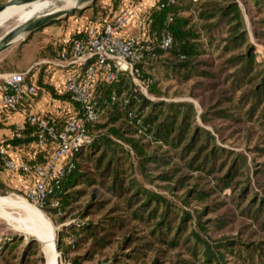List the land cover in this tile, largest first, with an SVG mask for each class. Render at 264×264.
Returning a JSON list of instances; mask_svg holds the SVG:
<instances>
[{"label":"trees","instance_id":"obj_1","mask_svg":"<svg viewBox=\"0 0 264 264\" xmlns=\"http://www.w3.org/2000/svg\"><path fill=\"white\" fill-rule=\"evenodd\" d=\"M124 1L111 0L107 5L97 1L85 9V12L90 11L91 27L68 39H85L93 27L102 28L122 10ZM240 1L175 0L170 4L169 0H158L148 12L143 31L139 34L144 58L136 68L146 94L128 73L120 72L115 80L109 81L106 71L99 69V77L93 85L99 118L87 125L91 143L75 152L73 167L67 168L64 177L53 184L43 207L60 226L57 249L66 264H141L149 253H153L151 264H160L163 248L184 252L200 264H228L219 249L229 248L233 256L243 253L252 256L261 249L254 244L243 245L235 239L213 243L205 238V227L194 228L192 222L188 225L191 216L187 212H179L165 196L145 188L133 173L134 159L145 166L152 164L153 170H161L154 180L173 185L170 189L174 190L177 189L174 185L178 186L183 181V178H178L183 169L203 172L218 181L222 189L233 190L236 195L232 200L237 201L240 215L260 222V228H264V199H259L247 186L250 181L237 190L238 182L235 180L241 172L239 167L249 169L247 159L242 157L240 161L238 155L231 156L225 148L215 144L211 133L197 125L192 103L151 99L164 96L150 75L161 69L180 82L193 78L214 81L227 74L224 83L230 84L228 94H239V108L244 110L248 106L244 114L251 118L259 114L264 122V64L258 62L251 52L245 14L248 12V0ZM253 2L255 12L264 15V0ZM240 3L245 5L244 8ZM4 4L5 0H0V7ZM263 30L264 21H253L252 31L257 40L264 38ZM167 33L173 39V46L163 51L159 45ZM65 49L69 51V46L60 42L54 60ZM215 56L218 60L223 59L217 68L213 63ZM90 64L85 65L82 72ZM40 86L54 92L42 83ZM63 97L73 104L74 115L60 118L38 115L58 133L64 129L67 119L81 115V106L68 96ZM232 100L229 97V101ZM216 108H211L213 112L205 109L201 114L203 122H210V114L213 119H239V115L229 110ZM101 120L106 122L101 124ZM119 121L126 122V129L116 127ZM24 125L20 137L13 127L12 136L1 141L0 148L23 147L30 150L32 158L22 161L31 165L47 163L50 155L35 146L37 129L26 120ZM120 141L130 149H125ZM3 172L5 160L0 153L1 190L7 187L1 179ZM222 172L221 176H216ZM258 174L264 177V169H260ZM18 175L34 182L28 174L19 172ZM101 191L108 198L100 196ZM193 192L195 190L190 191ZM84 198L88 200L86 204L76 207ZM247 198V205L241 208ZM112 202L116 204L107 210ZM135 224L145 226V237L138 236ZM140 241L141 245L137 246ZM34 246L35 243L26 245L24 253L31 252ZM16 248L15 241L0 247V257L2 254L10 255ZM112 250L111 256H106Z\"/></svg>","mask_w":264,"mask_h":264},{"label":"rangeland","instance_id":"obj_2","mask_svg":"<svg viewBox=\"0 0 264 264\" xmlns=\"http://www.w3.org/2000/svg\"><path fill=\"white\" fill-rule=\"evenodd\" d=\"M7 1L8 0H5V3ZM239 2L241 1L239 0ZM241 4L244 8L245 5L243 3ZM246 5L248 12H245V14L247 30L251 41V52L256 55L258 62L264 64V38L261 41L257 40L252 31L253 21H264V15H258V13L255 12L253 0H248ZM89 19L90 11L85 12L84 9L75 11L56 23L63 25L64 30L69 31V35L71 36L87 31L86 29L91 27ZM49 27L53 26L50 25ZM3 34L4 31H1L0 37ZM213 59L216 60L213 61L214 67L216 68L223 63V59L218 60L216 56L213 57ZM10 62L11 61L5 60V62L1 63L0 72L7 71ZM216 68L214 71L217 74ZM150 75L164 94L160 99L154 97L151 99L153 101L163 100L192 103L196 110L195 121L197 125L211 133L215 138V144L225 148L231 153V156L232 154L238 155L240 161H242V157L247 159L249 169H243V166L239 167L241 172L235 180L238 182L237 190H240L238 188L243 187L245 182L247 183L250 181L251 184H247V186L251 187L250 189L254 191V194L258 195L257 197L259 199H264V177L258 174L260 169H264V122L259 114L252 118L244 114L248 106L244 110L239 108V94H228L230 84L227 85L228 83H224L227 74L218 76V79L214 81L205 80L204 78H193L188 82H180L172 77V75L165 73L162 69L152 72ZM205 83L207 84L206 89ZM214 83L216 84L214 85ZM208 87L209 89H207ZM229 97L233 98V100L229 101ZM212 107H217L216 110H229L230 113L239 115V119H213L212 114H210V122H203L201 114L205 112V109H209V112H213V109H211ZM9 116L10 115H8V117ZM2 117L4 119L8 118L5 116ZM4 119H0V129L4 128L2 125ZM105 122V120H101L100 123L103 124ZM126 126L127 124L124 121H119L116 124V127H120L121 129H126ZM2 140H4V138ZM120 143L125 149H130L126 143L121 141ZM152 147H156V145ZM133 163V173L140 183H142L145 188L165 196L175 205L174 207H176L179 212H187L191 216V219L188 220V225L189 222H192L191 225H193L194 228H199L200 226L205 227V238H208L213 243H218L222 239H235L236 241H240L243 245L254 244L255 247L259 246L261 248L252 256H248L245 253L240 256H233L229 248L219 249L223 252L228 264H264V228H260V222L256 223L252 218L248 219L240 215V210H237L236 207L237 201L233 202L232 200L236 195L233 190L222 189L221 186L218 185V181L207 176L203 172L187 169H183L178 175V178H183V181H181L178 186L174 185L177 189L171 190L170 187L173 185L154 180L158 175V171H161L153 170L155 169L154 165L150 164L145 166L137 159H134ZM224 172L216 174V176H221ZM17 176L19 175L17 174ZM28 180V182H22L21 184L16 182L7 183L8 185L6 188L0 189V203L2 200L5 201V204L15 202L25 203L41 212L50 225L57 247L60 226L58 222H56V219L48 212L33 206L31 201L27 199L26 192L32 186V179L29 178ZM193 190H195V192L190 193V191ZM103 193L104 192L101 191L100 196L104 195ZM254 194L251 191V195ZM104 196V199L108 198V196ZM87 201V198H84L75 206L83 207ZM247 203L248 198L241 205V208H244ZM115 204L116 202H112L110 206L107 207V210ZM121 208L125 213L126 210L123 205ZM223 220H225L224 224L222 223ZM35 225L36 223H34V220L29 216V212L25 209L16 207L12 204L0 207V247L7 246L11 241H15L17 245L16 250L11 252L10 255L2 254V258L0 257V264H47L46 244L36 231ZM135 227L138 229V236L141 238L145 237V226L135 224ZM34 243L35 246L31 252L24 253L26 245H32ZM141 243L142 241L137 242L136 245L140 246ZM162 251L163 254L159 258L160 264H175L177 261L181 260L184 261L181 264H200L196 259L191 258V256L183 254L184 252L169 250L168 248H163ZM56 252L58 264H66L58 249ZM112 253L113 250L106 256L110 257ZM149 254H147L141 264L152 263L151 257L153 253ZM130 264L133 263L131 262Z\"/></svg>","mask_w":264,"mask_h":264},{"label":"built area","instance_id":"obj_3","mask_svg":"<svg viewBox=\"0 0 264 264\" xmlns=\"http://www.w3.org/2000/svg\"><path fill=\"white\" fill-rule=\"evenodd\" d=\"M147 1L150 0H129L130 7L122 9L102 28L93 27L87 38L61 41L62 45L69 46V51L63 50L53 64L59 68H71L63 94L81 106V115L67 119L64 129L59 133L38 115H29L26 119L31 127L37 129L36 148L49 154L51 159L45 164L31 165L25 161L13 160L9 157V149L0 148L5 160V171L14 174L22 172L34 178L26 197L38 209L43 210L46 198L53 190V184H57L64 177L67 168L73 167L75 152L91 143L87 125L98 121L99 118V108L93 92L99 69L106 71L109 81L115 80L120 72L128 73L146 94L136 68V64L144 58L142 39L139 35L124 38L122 34L132 27L137 17V9ZM169 2L174 4L175 0ZM172 46L171 35H163L160 49L167 51ZM90 62L82 72L83 67ZM0 92V113L8 117L37 95L38 88L28 80L26 74L8 73L0 76ZM24 128V123L16 127L18 137Z\"/></svg>","mask_w":264,"mask_h":264},{"label":"crops","instance_id":"obj_4","mask_svg":"<svg viewBox=\"0 0 264 264\" xmlns=\"http://www.w3.org/2000/svg\"><path fill=\"white\" fill-rule=\"evenodd\" d=\"M99 3L104 5L110 4L111 0H100ZM158 0H150L141 4L137 9V17L130 29L123 32L124 38L139 35L143 31V22L148 12L156 5ZM129 0L123 3L124 8L130 7ZM120 9V10H121ZM118 14V12H117ZM50 26V25H49ZM45 27L26 36L24 39L15 43L12 47L0 54V64L5 60L11 61L9 71L0 72L1 75L8 73H24L28 80L38 88V95L32 98L29 104L22 107L17 112L11 113L8 118H3L0 113V119L4 128L0 129V142L2 139H8L13 134V127H17L25 122L29 115L50 116L60 118L67 115H74V106L63 96V89L68 79L71 68H59L54 66L56 61V47L63 39L71 36L69 31H65L63 25L53 23V27ZM40 83L51 88H43ZM2 102V93L0 92V110ZM1 121V120H0ZM9 156L13 160L22 161L25 158H32L30 150L23 147H16L9 150ZM2 181L7 183L28 182L29 178L17 176V174L7 171L1 174ZM33 184V183H32Z\"/></svg>","mask_w":264,"mask_h":264},{"label":"bare ground","instance_id":"obj_5","mask_svg":"<svg viewBox=\"0 0 264 264\" xmlns=\"http://www.w3.org/2000/svg\"><path fill=\"white\" fill-rule=\"evenodd\" d=\"M69 5L70 3L67 2L63 7L66 8ZM59 7L57 0H42L28 6L5 10L0 14V32L4 31V34L0 37V52L6 51L20 41L26 35V28L41 21L45 17V13ZM9 204L21 207L29 212V216L36 223V231L46 244L47 264H58L54 237L49 223L41 212L25 203L15 202ZM9 204H5V201L2 200L0 207Z\"/></svg>","mask_w":264,"mask_h":264},{"label":"water","instance_id":"obj_6","mask_svg":"<svg viewBox=\"0 0 264 264\" xmlns=\"http://www.w3.org/2000/svg\"><path fill=\"white\" fill-rule=\"evenodd\" d=\"M38 1L42 0H8L3 6L0 7V14H2L8 8H20L23 6L31 5ZM97 1L99 0H57L60 7L45 13V17L41 21L27 27L25 31L26 35L22 39L40 29H43L57 21H60L61 19L67 17L69 14L74 13L75 11L84 10L90 7ZM67 2H69L70 5L64 8L63 6H65Z\"/></svg>","mask_w":264,"mask_h":264}]
</instances>
